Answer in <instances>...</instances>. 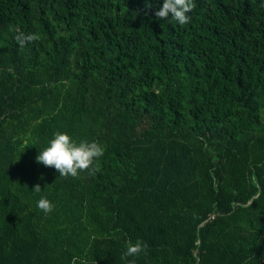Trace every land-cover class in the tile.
Wrapping results in <instances>:
<instances>
[{"label":"trees","instance_id":"trees-1","mask_svg":"<svg viewBox=\"0 0 264 264\" xmlns=\"http://www.w3.org/2000/svg\"><path fill=\"white\" fill-rule=\"evenodd\" d=\"M162 3L0 0V264H264V0ZM58 131L95 175L36 161Z\"/></svg>","mask_w":264,"mask_h":264},{"label":"clouds","instance_id":"clouds-1","mask_svg":"<svg viewBox=\"0 0 264 264\" xmlns=\"http://www.w3.org/2000/svg\"><path fill=\"white\" fill-rule=\"evenodd\" d=\"M195 7L194 0H163L162 6L155 11L154 15L158 19L171 17L184 25L190 22L188 13ZM14 39L23 49L27 43L39 40L40 36L36 33H19ZM103 155L104 148L96 141L82 140L77 143L67 133L58 131L53 134L48 145L39 152L36 161L45 167L54 168L61 177H77L80 172L85 171L91 176L100 170L97 161ZM33 191L39 193L40 186H34ZM37 207L47 214L53 210L54 206L47 198L41 197L37 201ZM147 247L148 245L139 239L135 243L127 241L122 259L126 260V264H135L134 261L127 260V257H136L142 252L146 253Z\"/></svg>","mask_w":264,"mask_h":264},{"label":"rangeland","instance_id":"rangeland-1","mask_svg":"<svg viewBox=\"0 0 264 264\" xmlns=\"http://www.w3.org/2000/svg\"><path fill=\"white\" fill-rule=\"evenodd\" d=\"M110 160L109 159H104L101 161L102 165H105L104 172L106 176L107 182H114L115 180V170L114 168L110 165Z\"/></svg>","mask_w":264,"mask_h":264}]
</instances>
